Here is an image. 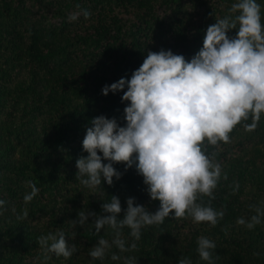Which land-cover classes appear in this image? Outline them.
<instances>
[{"label": "trees", "instance_id": "trees-1", "mask_svg": "<svg viewBox=\"0 0 264 264\" xmlns=\"http://www.w3.org/2000/svg\"><path fill=\"white\" fill-rule=\"evenodd\" d=\"M238 2L0 0V199L6 201L0 212V264H127L129 259L132 264H178L184 258L208 264L197 252L201 236L216 245L214 264H264V216L251 230L236 223L240 217L249 220L255 208L264 209V113L254 130L245 127L253 123L250 113L228 134L229 142L205 140L206 151L202 146L215 163L230 162L235 173L218 181L214 199L197 194V204L224 211L216 226L195 223L189 214L180 219L170 214L162 224L143 227L139 240L125 226L120 239L136 248L122 252L113 243L115 230L106 225L96 233L94 217L83 225L72 223L80 211L106 215L101 205L112 195L121 202L118 219L128 197L152 213L159 208L135 165L125 170V163H114L122 176L113 177L111 186L102 180L89 189L80 182L87 177L77 178L76 161L88 155L82 141L92 119L104 115L126 123L129 102L121 97L127 88L107 95L102 88L130 79L149 50L170 49L190 61L210 25L239 14L230 12ZM256 2L264 27V0ZM72 13L78 14L75 21L68 19ZM238 27L228 36L235 37ZM29 182L39 191L25 203ZM25 210L27 217L18 219ZM59 232L76 251L67 259L54 253L45 259L39 239ZM101 238L110 247L103 259H93L89 252Z\"/></svg>", "mask_w": 264, "mask_h": 264}, {"label": "clouds", "instance_id": "clouds-1", "mask_svg": "<svg viewBox=\"0 0 264 264\" xmlns=\"http://www.w3.org/2000/svg\"><path fill=\"white\" fill-rule=\"evenodd\" d=\"M260 9L256 0H239L230 9L239 14L210 25L203 46L190 61L170 49L149 50L130 79L121 78L102 88L103 95L127 88L121 97L122 102H129L124 108L126 123L121 126L115 118L104 115L92 119V127L87 128L82 141L88 155L76 161L77 178L87 177L80 182L89 189L100 186L102 180L111 186L113 177L122 176L113 167L114 163H125V170L135 165L149 197L159 200L160 206L152 213L143 205H134L135 198L128 197L124 216L118 219L121 202L118 196L112 195L111 202L101 205L106 215L80 211L73 225H83L90 216L94 217L96 233L106 225L115 230L113 243L122 252L136 248L135 243L127 248L120 239L119 230L125 226L139 240L143 227L162 224L170 214L176 219L189 214L195 223L217 225L224 211L196 203L198 193L215 198L213 189L222 172L221 165L205 154V140L210 145H217L219 141L227 143L228 134L242 120H247L250 113L253 123L245 126L247 131L255 129L264 113V27ZM83 15L87 19L91 13L83 10ZM77 18V13L68 17L70 21ZM237 24L235 37H229L228 31L236 29ZM29 186L31 192L24 196L25 203L39 191L31 182ZM238 188L236 184L234 191ZM5 204L0 199V212ZM255 212L249 220L240 217L236 223L253 229L261 223L264 209L257 207ZM27 215L25 210L17 218L24 219ZM38 243L45 259L49 258L48 253L67 259L76 251L75 245L69 247L63 232L42 236ZM197 243L200 258L214 264L211 250L216 248L215 243L203 236ZM109 247L108 241L101 238L89 255L103 259ZM111 258L119 259L115 254ZM127 264H132V260ZM178 264L192 262L184 258Z\"/></svg>", "mask_w": 264, "mask_h": 264}, {"label": "rangeland", "instance_id": "rangeland-1", "mask_svg": "<svg viewBox=\"0 0 264 264\" xmlns=\"http://www.w3.org/2000/svg\"><path fill=\"white\" fill-rule=\"evenodd\" d=\"M219 164L221 165V168H222L221 177L219 181L225 179L224 178L225 175L229 179H233L235 177V173L232 170V165L230 162H224V163H219Z\"/></svg>", "mask_w": 264, "mask_h": 264}]
</instances>
